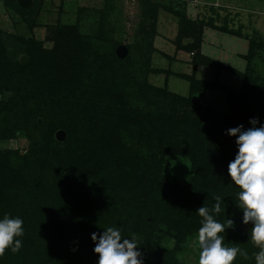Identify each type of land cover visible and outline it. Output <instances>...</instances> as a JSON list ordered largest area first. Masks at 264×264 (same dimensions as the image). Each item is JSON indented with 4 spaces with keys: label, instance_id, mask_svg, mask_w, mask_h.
Listing matches in <instances>:
<instances>
[{
    "label": "trees",
    "instance_id": "16d2710c",
    "mask_svg": "<svg viewBox=\"0 0 264 264\" xmlns=\"http://www.w3.org/2000/svg\"><path fill=\"white\" fill-rule=\"evenodd\" d=\"M0 1L33 31L41 1L31 9ZM144 5L125 59L116 54L123 43L107 28L110 4L91 34L78 25L49 26V48L31 35L13 37L18 44L11 50L6 37L12 36L0 28V220L20 218L24 230L16 238L19 252L7 249L0 264H98L91 237L98 240L108 227L135 239L142 264H184L177 255L198 236L203 218L197 210L211 209L215 196L221 198L214 218L225 225L224 246L248 254H238L233 264H256L253 225L243 223L241 189L228 175L237 137L227 133L251 128L252 119L264 126V36L254 28L243 33L244 25L231 27V13L222 16L213 4L212 15L196 19L179 0ZM160 8L178 19L176 52L191 56L192 73L174 74L188 82V96L148 78L166 73L150 61ZM207 28L248 42L244 71L202 53ZM199 66L215 68L214 79H199ZM221 71L241 80L239 92L219 82ZM216 91L224 94L227 112L214 107L210 94ZM59 130L67 134L63 143L56 139ZM21 136L28 141L24 154L2 147ZM181 158L190 163L184 184L169 181L164 170L166 162ZM165 238L172 246L164 245Z\"/></svg>",
    "mask_w": 264,
    "mask_h": 264
},
{
    "label": "rangeland",
    "instance_id": "374dc122",
    "mask_svg": "<svg viewBox=\"0 0 264 264\" xmlns=\"http://www.w3.org/2000/svg\"><path fill=\"white\" fill-rule=\"evenodd\" d=\"M39 1H41L42 10L37 18L36 27L33 31H30L28 22L24 21L20 14L7 7L3 1H0V28L7 36H12V38L6 37L11 50H15V46H12L13 43L16 47L18 44V42L13 40V37H30L31 35L36 40L43 41L46 47H51L52 43L46 40L49 34L47 28L57 24L78 25L82 33L91 34L96 30L100 16L99 12L104 11L108 4L113 7V12L107 16L109 24L107 28L112 30L113 38L116 41H121L124 45H127L132 43L133 37L139 31L140 23L145 16L143 14L145 0ZM156 1L165 4L169 0ZM179 2L186 4L187 14L193 19H196L201 14L209 16L211 13L208 8L213 4L221 10L220 13L222 16H225L228 12L231 13V22L229 23L231 27L234 26V28H237L240 25H244L245 29L243 33H251L254 28L264 36V0H179ZM174 8L177 9L175 5ZM177 27L178 19L164 8H160L156 23V34L152 42L155 52L151 53L150 61L152 69H161L166 73L159 75L151 74L148 78L152 84L159 87H164L167 82L172 92L182 96H188V82L174 76L175 73L191 74L193 70L190 64L191 56L185 52H176L175 50L173 42L177 35ZM208 32L211 34L207 35L206 47L204 49L205 54L211 56L213 59L220 60L228 66L235 67L239 71H244L246 61L241 59V54L247 52L248 44L246 43L245 47H243L242 41L237 46L236 42L232 41L231 43L234 45H232L231 49V43L229 42L231 41V36L217 32L216 30H207V34ZM235 47L236 49H234ZM201 72H203L202 75L200 74ZM215 74V68L203 67L200 69L199 74L197 72V77H202L206 81H212ZM219 82L235 90L240 88L241 83L228 71L220 72ZM210 95L214 107L222 112H227L228 106L224 94L216 91ZM2 147L12 149L22 155L28 147V141L24 136H21L10 140L8 143H3ZM164 170L167 179L176 183H186L191 175L190 163L184 158L166 162ZM197 237H190L186 244H184L183 250L178 253L177 256L182 263L198 264L200 249ZM164 245L172 246V241L169 238H165Z\"/></svg>",
    "mask_w": 264,
    "mask_h": 264
},
{
    "label": "clouds",
    "instance_id": "9594fccd",
    "mask_svg": "<svg viewBox=\"0 0 264 264\" xmlns=\"http://www.w3.org/2000/svg\"><path fill=\"white\" fill-rule=\"evenodd\" d=\"M252 127L244 130L243 125L228 130V135L237 137L238 154L228 165V175L241 191L238 194V207L243 211V223H251L250 239L259 249L254 253L256 264H264V126L256 127L257 119L250 120ZM216 203L210 209L201 206L197 213L202 217V226L198 230V264H233L238 254L248 258V254L237 246H224L225 225L214 218L221 211L220 196L214 197ZM233 220H227L228 228ZM24 235L23 220L4 216L0 220V256L11 249L19 252L22 241L16 239ZM96 246L94 252L99 256L98 264H142L141 253L137 251L135 239H122L121 230L108 227L97 240L92 234Z\"/></svg>",
    "mask_w": 264,
    "mask_h": 264
},
{
    "label": "water",
    "instance_id": "95a60500",
    "mask_svg": "<svg viewBox=\"0 0 264 264\" xmlns=\"http://www.w3.org/2000/svg\"><path fill=\"white\" fill-rule=\"evenodd\" d=\"M19 6L24 9H31L34 6V0H17ZM116 54L119 59H125L129 55V48L122 44L116 49ZM20 62L24 65L28 63V57L23 55L20 57ZM56 139L58 142L63 143L67 140V134L64 130H59L56 133Z\"/></svg>",
    "mask_w": 264,
    "mask_h": 264
},
{
    "label": "crops",
    "instance_id": "0c3cea01",
    "mask_svg": "<svg viewBox=\"0 0 264 264\" xmlns=\"http://www.w3.org/2000/svg\"><path fill=\"white\" fill-rule=\"evenodd\" d=\"M243 29H245V27L243 28ZM207 30L209 31V30H213V29H210V28H207V29H205V32H204V36H203V43H202V53L204 54V55H206V56H208L207 54H205V47H206V40H207V35H210L211 33H209L208 32V34H207ZM218 32V31H217ZM221 33V32H220ZM224 34V33H223ZM228 35V34H227ZM229 36H231V35H229ZM235 38V39H234ZM231 41H229L230 43L232 42V41H235L236 42V44H237V46H239V44H241V42L243 41V43H242V46L243 47H245V45H246V43L248 44V42L246 41V40H244V39H241V38H238V37H235V36H231ZM229 39V40H230ZM233 39V40H232ZM244 44V45H243ZM232 45H234L233 43H231V49H232ZM241 46V45H240ZM208 47V46H207ZM248 47V46H247ZM234 49H236V47L234 48ZM248 49V48H247ZM247 51V50H246ZM245 51V52H246ZM247 53V52H246ZM246 53H244V54H241V59H243L242 58V55H245ZM208 57H211V56H208ZM215 59V58H214ZM217 60V59H216ZM244 60V59H243ZM218 61H220V60H218ZM221 62V61H220ZM224 64V63H223ZM226 65V64H225ZM228 66V65H227ZM229 67H231V66H229ZM201 68H203V66H199L198 67V69H197V72H198V74H199V71H200V69ZM232 68H235V67H232ZM236 69V68H235ZM238 70V69H237ZM201 75L203 74V72H201L200 73ZM236 77V76H235ZM199 79H202V80H205V79H203L202 77L200 78V77H198ZM219 78H220V75H219ZM237 78V77H236ZM240 82H241V80L239 79V78H237ZM208 81V80H207ZM229 87V86H228ZM231 88V87H230ZM233 89V88H232ZM240 89H241V83H240V88L238 89V90H235V89H233L234 91H236V92H239L240 91Z\"/></svg>",
    "mask_w": 264,
    "mask_h": 264
}]
</instances>
